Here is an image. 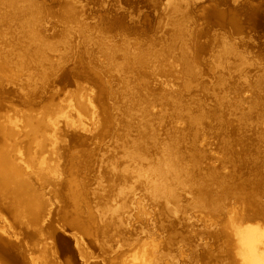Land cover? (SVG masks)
Instances as JSON below:
<instances>
[{
  "label": "rangeland",
  "instance_id": "obj_1",
  "mask_svg": "<svg viewBox=\"0 0 264 264\" xmlns=\"http://www.w3.org/2000/svg\"><path fill=\"white\" fill-rule=\"evenodd\" d=\"M38 1L44 6L38 28L51 48L45 59L25 63L27 67L58 66L46 79L25 86L20 82H25L27 74L14 77L16 71L0 63V124L16 133L6 141L8 148L27 171L32 170L27 161L35 162V155L57 164L60 171L50 183L30 174L50 209L42 235L26 238L29 256L40 264H241L234 253L232 232L252 226L264 233V211L243 219L244 205L238 195H251L264 206V0H75L76 20L71 22L60 16L65 0ZM171 1L184 5L187 24L198 32V72L189 77L176 53L167 74L150 64L140 73L128 71L127 87L133 95L127 104L134 126L123 131L118 123L126 96L117 93L123 72L103 69L105 54L100 45L125 41L135 46L137 41L167 35ZM253 6L261 13L254 16L255 21L247 13ZM8 28L12 35L20 33L13 23ZM223 44L232 46V52L224 55ZM185 78L192 87L180 96L187 102L200 100L207 110L200 125L161 107L159 94L151 111L163 115L153 124L159 141L179 135L177 155L190 177L184 185L175 184L174 196H153L140 180L153 177L155 147L149 145L146 155L140 151L143 155L137 157L128 152L134 149L131 143L137 138L136 123H142L144 108L134 87L140 90L138 83L143 80L149 88L177 90ZM223 80L227 84L238 80V91L229 90ZM103 84L116 92L103 93L99 90ZM216 95L229 100L222 106ZM236 97L238 103L232 107L229 102ZM257 100L262 104L253 107ZM79 102L87 112L79 108ZM103 106L118 117L100 126ZM39 117L57 126L58 137L53 139L47 131L38 134L42 150L35 152L38 148L31 146L33 134H26V123ZM124 169H130L131 175L124 179L113 175ZM208 175L229 187L215 215L195 205L194 189L186 188ZM76 184L83 194L79 214L69 195ZM213 189L219 191L216 184ZM73 218L78 227H72ZM4 220L9 222V215L0 212V223ZM83 222L89 235L81 230ZM41 238L47 242L45 247Z\"/></svg>",
  "mask_w": 264,
  "mask_h": 264
},
{
  "label": "bare ground",
  "instance_id": "obj_2",
  "mask_svg": "<svg viewBox=\"0 0 264 264\" xmlns=\"http://www.w3.org/2000/svg\"><path fill=\"white\" fill-rule=\"evenodd\" d=\"M73 2L75 0H65L63 4L64 11L60 15L70 22L76 20ZM167 5V35L159 39H148L146 42L137 41L134 43L135 46L125 41L122 44L108 43V45L104 43L100 45L99 40L96 41L98 47L100 45V49L105 54L103 62L105 67L103 69L110 71V68H113V70L118 69L123 72L122 76L119 77V81L122 84L117 91L118 95L126 96L125 101L122 103L124 111L118 123L123 131H126L125 128L131 129L134 126L130 118L132 117L130 115V105L127 104L128 96L132 97L133 95L132 91L127 87L128 78L126 74H128V71L140 73L145 65L150 64L158 72H165L167 74L172 70V63L169 60L172 58V54L176 53V56L184 66L185 73L188 76L190 75L189 77H193L198 72L197 53L201 49L197 43L198 32L187 24L189 14L181 2L171 1ZM42 7H44L43 4L38 0H0V37L3 41V49L0 48V63L2 62L3 66H9L13 71H16L14 77L22 76L23 73L27 74L25 82L19 81L25 86H31L39 80L46 79L58 66L55 67L51 64L47 68H39L38 66L27 67L25 63L27 59H45L48 50L51 48L50 42L45 37H42L38 28L40 19L44 14ZM259 11L260 9L254 6L249 8V11L247 9V13L254 21L261 15ZM254 16H257V18ZM10 23L20 28L18 35H12L11 30L8 28V24ZM221 50L224 52V55L229 52L231 53L232 46L223 44ZM64 74L65 71L60 74L61 78ZM261 76H264V73ZM223 82L227 84V81L223 80ZM140 83V90L136 87L134 88L137 97L144 104V108L141 110L143 118L142 123H136L138 126L135 129L137 138L131 143V147H134V149L132 152H128L137 157L138 155H143L142 153H138L140 151L146 155L149 145L155 147L159 156L157 155L153 158L155 159L151 168L153 177L140 180V182L151 188L153 196L161 194L172 197L176 193L175 184L181 183V185H184V179L190 177V170L177 155L179 149V135L177 133H174L175 140L159 141L157 139L153 124L155 121H159L163 115L159 116L157 113H153L151 111V104L156 101L154 97L159 94L158 98L162 102H158L163 103L161 107L166 106L170 110L173 109L171 110L173 114L179 117H187V120L196 126L200 125L203 117H206L205 112L207 110L200 100L187 102L180 96L183 90L188 91L192 87L187 78L179 82L180 85L176 88L177 90H167L160 86L149 88L143 80L138 84ZM227 85L224 87L226 88L227 86L229 90L232 89L236 92L240 87V82L234 80L232 84L228 82ZM24 90H27L24 91L26 93L29 92L28 89ZM99 90L110 94L116 92L114 88L109 90L108 86L104 84L100 85ZM220 96H217V99L224 106V100L229 99H224ZM102 98L103 96L99 99ZM229 103L232 107L237 105V97ZM260 103L262 104V100L255 101L253 107H256ZM78 105L82 111L87 112L88 108L84 106L83 102H79ZM101 113L100 126L103 124L108 125L109 122L117 120L118 116L108 112L106 106H103ZM26 126H29L26 129V134H33L31 146L38 148L35 152H41L42 150V147L39 146V141L36 140L38 134L46 135L47 131L53 139L58 137L57 126L52 124L48 119L39 117V120H28ZM42 127H45L44 132H41ZM14 132L10 126L0 124V212L7 213L10 220L9 222L4 220L3 224L0 223V264H40L33 255L29 256L30 248L28 249L29 244L26 238L42 235L43 222L50 208H48L46 199L40 194L41 192L35 187L30 174L33 173L36 175V178L50 183L54 182L55 178H58L60 171L57 164L44 161L43 158L38 159V155H35L33 158L35 160L33 163L28 159L27 165L31 166L32 170L27 171L24 166L17 162L19 158L7 146L6 141L16 134ZM195 151L198 152L197 149ZM143 159L146 158H140V160ZM135 173L138 174L136 171ZM113 175L116 178L124 179L131 175V170L124 169L113 172ZM207 177L206 179L202 177L196 185L194 184V187L189 185L186 188L194 189L195 205L205 207L209 210V214L215 215L220 212L219 209L225 201L224 198H226L222 195L226 194L225 190L229 189V187L222 180L221 182L214 181L213 176L208 175ZM208 180L212 182L209 183ZM62 183L63 181L59 184ZM213 184H216L219 191L213 189ZM69 195L74 205L75 213L79 214L83 194L78 184L70 187ZM238 195L244 205V209L241 212L243 219L252 218L256 213L264 211V206L255 197L244 193H242V196L241 193ZM92 219L93 217L89 220L92 221ZM106 224L109 225V223ZM71 225L72 227H78V223L74 218ZM96 228L98 227L96 226ZM81 230L86 235L90 234L85 222L82 223ZM232 233L236 241L234 253L241 264H264V233L259 232L257 228L252 226L237 227ZM227 235L229 236L228 233H226ZM230 239L227 238L229 243L232 242V239ZM40 241L42 242V246L45 247L47 242L42 240V238ZM68 264L76 263L68 261Z\"/></svg>",
  "mask_w": 264,
  "mask_h": 264
}]
</instances>
